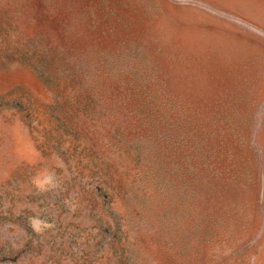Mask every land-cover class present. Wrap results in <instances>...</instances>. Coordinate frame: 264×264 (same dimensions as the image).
Here are the masks:
<instances>
[{
    "label": "rangeland",
    "instance_id": "374dc122",
    "mask_svg": "<svg viewBox=\"0 0 264 264\" xmlns=\"http://www.w3.org/2000/svg\"><path fill=\"white\" fill-rule=\"evenodd\" d=\"M246 19L264 0H0V264H264Z\"/></svg>",
    "mask_w": 264,
    "mask_h": 264
},
{
    "label": "crops",
    "instance_id": "0c3cea01",
    "mask_svg": "<svg viewBox=\"0 0 264 264\" xmlns=\"http://www.w3.org/2000/svg\"><path fill=\"white\" fill-rule=\"evenodd\" d=\"M181 9H182V12H183V15H184L183 19L187 18L186 19L187 21L185 22V24L189 25L190 23L196 22L195 16L193 14H199V12H198L197 9L190 8V7H183ZM184 9H186L187 11H185ZM188 14H190L191 17L188 18V16H187ZM246 22H247V19H246ZM247 23H248V25L251 24V26L254 28V30L257 29L259 32L260 31L264 32V28H261V27H258L256 25H253L250 22H247ZM261 34H262V36H264V33H261ZM253 44H254L255 48H252L250 46H248V48H249V50H252L251 52H253L254 55H257L258 56L257 60H261L264 57L263 56L264 55V38L262 37L261 40H259V42L258 41H254ZM241 45L242 44L239 45L240 47H237L236 49H234L235 50L234 53H237L236 51L237 50H240V48H242ZM246 48H247V46L245 47V49ZM242 49L239 52H242ZM255 50H258V53L257 54L255 53Z\"/></svg>",
    "mask_w": 264,
    "mask_h": 264
}]
</instances>
